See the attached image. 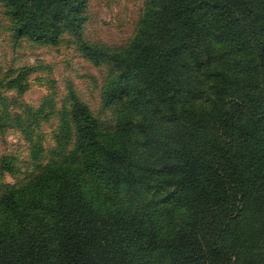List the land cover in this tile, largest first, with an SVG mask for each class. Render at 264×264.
Here are the masks:
<instances>
[{"label":"trees","instance_id":"16d2710c","mask_svg":"<svg viewBox=\"0 0 264 264\" xmlns=\"http://www.w3.org/2000/svg\"><path fill=\"white\" fill-rule=\"evenodd\" d=\"M88 3L0 0L11 50L73 47L101 79L94 112L0 63L24 152L0 157V264H264V0H144L120 45L84 37Z\"/></svg>","mask_w":264,"mask_h":264},{"label":"rangeland","instance_id":"374dc122","mask_svg":"<svg viewBox=\"0 0 264 264\" xmlns=\"http://www.w3.org/2000/svg\"><path fill=\"white\" fill-rule=\"evenodd\" d=\"M144 0H89L88 22L83 32L84 37L92 42H101L106 45H120L124 43L135 30L136 22L142 12ZM0 8V63L2 66L11 62L15 67L22 64H33L43 61L52 68V76L58 82L61 90L64 88L63 80L69 79L75 86L79 96L95 112L98 110V86L100 74L89 62L81 58L73 47L61 46L57 50L22 44L16 50H11L7 33L2 30L4 19ZM31 76L30 89L23 95L26 102L37 105L47 92L38 77ZM21 144V139L14 132H6L0 136V157L14 151L19 157H24V152L16 150V145ZM22 150V148H21ZM21 165L22 174L19 180L29 171ZM3 180L8 183L15 182L13 176L4 175Z\"/></svg>","mask_w":264,"mask_h":264}]
</instances>
